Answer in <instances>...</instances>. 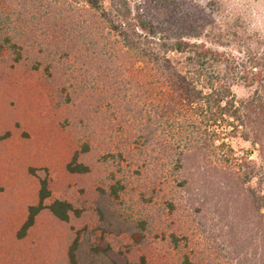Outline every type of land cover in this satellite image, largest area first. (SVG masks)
Masks as SVG:
<instances>
[{
  "label": "rangeland",
  "instance_id": "obj_1",
  "mask_svg": "<svg viewBox=\"0 0 264 264\" xmlns=\"http://www.w3.org/2000/svg\"><path fill=\"white\" fill-rule=\"evenodd\" d=\"M18 1L0 0L9 14L0 15L7 29L0 23V264H69L75 239L78 264H264L236 255L217 223L192 214L171 167L176 139L161 129L146 139L137 113L144 80L134 85L127 57L112 58L115 38L89 14L75 15L69 32L75 24L76 36L68 35L50 15H16ZM136 4L155 31L200 34L188 40L239 70L264 56V0H180L169 11L156 0ZM5 33L19 39L18 52L3 46ZM232 92L240 101L251 89L234 82ZM230 145L258 163L249 142ZM74 155L84 173L67 170ZM43 180L44 204L65 201L73 212L61 222L43 210L18 238Z\"/></svg>",
  "mask_w": 264,
  "mask_h": 264
},
{
  "label": "trees",
  "instance_id": "obj_2",
  "mask_svg": "<svg viewBox=\"0 0 264 264\" xmlns=\"http://www.w3.org/2000/svg\"><path fill=\"white\" fill-rule=\"evenodd\" d=\"M179 1L156 0L167 11L175 10ZM131 3L132 0H19L16 15H50L51 26H56L58 20L60 26L66 27V34L76 36L75 24L69 32L70 23L75 15L89 14L106 35L113 36L119 50L112 58L120 54L127 57L134 85L139 78L144 80L145 86L141 88L146 105L137 113L145 119L146 139L157 129L170 132L176 139L171 167L180 174L179 188L188 196L192 214L217 223L222 236L236 245V255L250 254L262 261L264 56H258L247 69L239 70L225 63L222 53L204 42L188 40L198 39L200 34L176 33L168 27L155 31L142 17L138 4L132 8ZM0 15L9 14L0 10ZM0 23L7 30L6 19H0ZM16 40L19 39L5 33L1 42L12 52H18L23 46ZM20 55L17 53L18 58ZM234 82L251 89L246 99H236L232 92ZM133 101L130 100V106H134ZM232 139L256 147L258 163L246 154L236 155L230 145ZM171 148L164 145L165 151ZM67 170L84 173L87 168L77 163L74 155ZM49 196L47 182L40 181L37 202L28 206L16 234L18 238L26 236L43 210L61 222L68 221L72 206L65 201L45 205ZM109 196L117 198V189L112 187ZM132 236L137 240V235ZM77 250L75 239L67 253L69 264H78Z\"/></svg>",
  "mask_w": 264,
  "mask_h": 264
}]
</instances>
